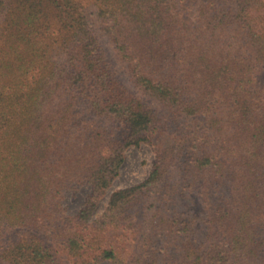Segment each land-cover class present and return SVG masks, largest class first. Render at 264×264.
<instances>
[{
    "label": "trees",
    "instance_id": "1",
    "mask_svg": "<svg viewBox=\"0 0 264 264\" xmlns=\"http://www.w3.org/2000/svg\"><path fill=\"white\" fill-rule=\"evenodd\" d=\"M93 2L98 26L85 0H0V264H264V0ZM173 126L172 169L159 155L98 214L127 147ZM194 192L200 217L173 207ZM144 208L154 231L130 255L115 231Z\"/></svg>",
    "mask_w": 264,
    "mask_h": 264
},
{
    "label": "rangeland",
    "instance_id": "2",
    "mask_svg": "<svg viewBox=\"0 0 264 264\" xmlns=\"http://www.w3.org/2000/svg\"><path fill=\"white\" fill-rule=\"evenodd\" d=\"M85 4L87 6V10L89 11L90 20L94 22L96 26H98L97 17L95 14L96 7L93 0H85ZM100 34L101 42L104 46L106 54L113 61V65L119 78L124 82L125 85H127L133 92L144 99L152 107L165 114V110H163L161 103L157 99L150 97L135 88L128 73L126 72L125 67L116 59L115 50L112 43L109 41V38L102 34V32ZM257 83L264 90V66L260 67L257 71ZM96 118L97 121L103 124V126L107 125L111 127L113 124V121L106 116H98ZM165 128H158V130L152 134L151 140L148 142L127 147L125 151L124 162L120 168V173L114 178L111 185L106 190L103 200L98 207V214H101L104 211L108 199L114 190L135 185L136 183H139L147 178L155 163V160L159 155L161 156L162 154L164 156L166 166L170 170L172 169V160L173 156L175 155L173 154L174 152L172 151V146L176 140L174 138L176 130L174 126L171 128ZM178 131H181L180 127L177 129V132ZM90 189V184L84 182L77 190L67 192L64 198V208L66 212L69 214L76 213L82 206L84 200L90 192ZM173 207L182 209L187 213H193L199 217L204 211V206L201 202L198 192H194V194L192 193L191 199H177L174 202ZM151 214L152 211L145 208L139 212H134L132 217L134 227H128L126 229L119 228L115 231V235L117 234L120 240H124L126 242V247L130 255L143 253L145 238L154 231V229L149 226L150 223L148 222L151 220ZM19 230L20 228L14 227L4 228V242L13 237ZM60 258L61 264H73V259L66 253H62ZM100 264L110 263L108 261H103L100 262Z\"/></svg>",
    "mask_w": 264,
    "mask_h": 264
}]
</instances>
